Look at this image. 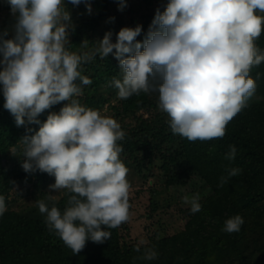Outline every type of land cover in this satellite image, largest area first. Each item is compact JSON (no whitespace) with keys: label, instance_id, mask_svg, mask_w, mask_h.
I'll use <instances>...</instances> for the list:
<instances>
[{"label":"clouds","instance_id":"obj_1","mask_svg":"<svg viewBox=\"0 0 264 264\" xmlns=\"http://www.w3.org/2000/svg\"><path fill=\"white\" fill-rule=\"evenodd\" d=\"M83 3L89 14L91 0ZM16 17L14 35L0 33V86L4 108L15 118L17 127L40 125L33 135H25L22 168L55 177L51 191L66 190V207L49 209L45 200L36 201L46 214L48 230L76 255L88 240L102 244L111 238L106 229H115L130 219L128 168L120 159L118 141L126 133L113 118L82 106L74 97L91 79L80 66L113 54L119 61L120 78L110 86L126 100L141 93H156L159 110L167 114L173 134L190 142L222 139L228 124L254 96L256 82L252 68L264 62V52L256 41L264 32V0H169L165 10L157 9L143 41L136 38L142 26L124 27L115 43L107 32L98 47L80 54L70 52L71 11L64 0H6ZM121 0L120 8L124 7ZM88 47L85 39L80 48ZM115 50V51H114ZM68 101L46 121L38 117L45 110ZM29 132L32 129H28ZM210 152L213 149L209 150ZM230 146L225 159L236 157ZM228 169L220 186L238 175ZM210 191V189H209ZM51 199V197H49ZM200 194L184 195L192 213L202 210ZM6 211L0 195V215ZM244 223L241 216L228 218L222 231L233 233ZM159 239V236L157 237ZM141 240L135 251H141ZM158 257L155 246L145 247L138 259Z\"/></svg>","mask_w":264,"mask_h":264},{"label":"trees","instance_id":"obj_2","mask_svg":"<svg viewBox=\"0 0 264 264\" xmlns=\"http://www.w3.org/2000/svg\"><path fill=\"white\" fill-rule=\"evenodd\" d=\"M64 2L72 14L65 47L72 52L87 39L88 47L81 53L98 47V40L107 32L112 33L115 43L124 27L142 26L136 39L143 41L157 9L163 12L169 0H123L122 10L121 0H91V14L83 3L74 6L68 0ZM0 18V33L7 30L5 38H12L16 17L6 0H0ZM256 45L264 52V32ZM80 71L92 83L82 85L77 80L82 94L74 99L99 112L106 106L111 108L113 113L107 117L115 119L126 133L118 141L122 148L120 159L142 181L135 195L130 193V219L118 228L106 229L111 238L104 243L88 240L76 255L48 230L46 214L39 212L36 201L43 199L49 209L55 204L63 211L66 190H60L55 197L49 189L55 183L54 176L23 170L24 146L20 140L33 135L40 125L17 127L15 118L4 108L0 86V195L6 205L0 215V264H264V62L252 68L255 94L248 107L228 124L226 135L195 142L172 133L167 114L159 110L156 93L122 100L118 89L113 98L101 92L102 84L114 76L120 78L119 61L113 54L104 59L96 56L81 64ZM67 103L52 106L38 119L46 121L51 112L59 113ZM230 146L237 150L232 161L225 159ZM230 168L242 171L221 187V178L228 176ZM160 188L174 189L177 197L160 199ZM185 188L190 190L189 196L200 194V212L192 213L190 205L183 203ZM143 193L147 196L145 202ZM139 200L144 202L139 216L146 223L144 233L135 235L132 222ZM236 215L244 221L240 230L222 231L225 221ZM168 227L176 231L170 233ZM141 240L148 244L136 252L135 246ZM151 246H155L158 257L151 261L138 259L144 248Z\"/></svg>","mask_w":264,"mask_h":264},{"label":"rangeland","instance_id":"obj_3","mask_svg":"<svg viewBox=\"0 0 264 264\" xmlns=\"http://www.w3.org/2000/svg\"><path fill=\"white\" fill-rule=\"evenodd\" d=\"M3 20V18H0V22ZM81 51V48H80V45L74 49L72 52L73 53H77L79 54ZM100 90L102 93H104L106 95L107 98H113L112 95L113 93H117V89L110 86V81L105 84V85H101L100 87ZM112 102H116L115 99H112ZM143 111H141L142 113ZM112 109L107 107L104 108L100 114L101 115H104V116H110L112 115ZM127 167V166H126ZM128 168V167H127ZM127 180L129 182V184L132 186L130 187V193L135 195V189L137 188H141L142 186V181H140V179L137 177V176H134L132 174V171L128 168V174H127ZM146 188V185L144 186V189ZM186 192H185V195H189L190 193V190L186 189ZM60 193L59 192H55L54 191V196L55 197H58ZM144 194V193H143ZM157 196L160 198V199H167L169 200V198H171V196L173 197H177V194H176V191L174 189H171V190H166L165 188H160L159 189V192L157 194ZM143 197V201L145 202L147 200V196H145V194L142 196ZM177 200V199H176ZM175 201V200H174ZM144 202H142L141 200L139 201H136V203H138V206H137V210H135L136 212H134V217L135 219L133 220L132 222V226H133V233L136 234H139L141 232L144 233V224L146 223V220L142 217H140V212H143L144 211ZM137 217V218H136ZM167 219L166 217L163 218V220ZM176 227V226H175ZM168 231L170 233H172L173 231H176V228H172V227H168Z\"/></svg>","mask_w":264,"mask_h":264},{"label":"water","instance_id":"obj_4","mask_svg":"<svg viewBox=\"0 0 264 264\" xmlns=\"http://www.w3.org/2000/svg\"><path fill=\"white\" fill-rule=\"evenodd\" d=\"M3 162L5 163V160H3Z\"/></svg>","mask_w":264,"mask_h":264}]
</instances>
